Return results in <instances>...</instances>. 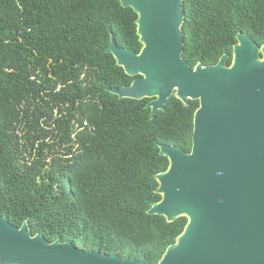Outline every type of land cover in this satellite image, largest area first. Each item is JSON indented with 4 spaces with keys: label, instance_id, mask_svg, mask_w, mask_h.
I'll list each match as a JSON object with an SVG mask.
<instances>
[{
    "label": "trees",
    "instance_id": "obj_1",
    "mask_svg": "<svg viewBox=\"0 0 264 264\" xmlns=\"http://www.w3.org/2000/svg\"><path fill=\"white\" fill-rule=\"evenodd\" d=\"M194 69L232 64L239 34L264 45V0H185ZM138 15L118 0H0V216L48 243L159 264L188 220L148 211L167 171L160 146L190 153L198 101L121 100L133 83L107 52L140 53Z\"/></svg>",
    "mask_w": 264,
    "mask_h": 264
},
{
    "label": "water",
    "instance_id": "obj_2",
    "mask_svg": "<svg viewBox=\"0 0 264 264\" xmlns=\"http://www.w3.org/2000/svg\"><path fill=\"white\" fill-rule=\"evenodd\" d=\"M137 15L140 53L107 52L133 83L111 92L121 100H152V117L175 96L198 101L190 153L160 146L169 160L156 175L162 200L149 215L173 223L188 220L159 264H264V45L239 34L232 64L225 54L214 66L184 60L185 0H118ZM0 264H145L72 242L48 243L28 223L13 226L0 216Z\"/></svg>",
    "mask_w": 264,
    "mask_h": 264
},
{
    "label": "flooded vegetation",
    "instance_id": "obj_3",
    "mask_svg": "<svg viewBox=\"0 0 264 264\" xmlns=\"http://www.w3.org/2000/svg\"><path fill=\"white\" fill-rule=\"evenodd\" d=\"M136 79V78H135Z\"/></svg>",
    "mask_w": 264,
    "mask_h": 264
}]
</instances>
